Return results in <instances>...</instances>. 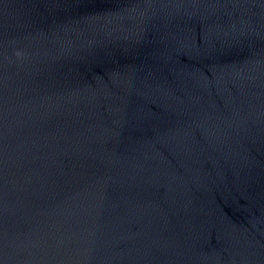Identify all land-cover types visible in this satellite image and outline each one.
<instances>
[{"label": "water", "instance_id": "water-1", "mask_svg": "<svg viewBox=\"0 0 264 264\" xmlns=\"http://www.w3.org/2000/svg\"><path fill=\"white\" fill-rule=\"evenodd\" d=\"M0 264H264V0H0Z\"/></svg>", "mask_w": 264, "mask_h": 264}]
</instances>
